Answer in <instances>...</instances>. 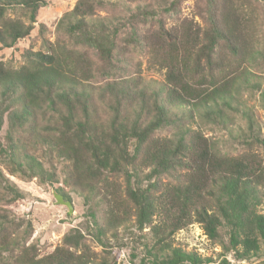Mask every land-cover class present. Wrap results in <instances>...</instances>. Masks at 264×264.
<instances>
[{
    "label": "trees",
    "instance_id": "16d2710c",
    "mask_svg": "<svg viewBox=\"0 0 264 264\" xmlns=\"http://www.w3.org/2000/svg\"><path fill=\"white\" fill-rule=\"evenodd\" d=\"M135 1L141 2L122 47L118 42L120 25L115 27L96 17L97 8L104 7L105 1L78 0L72 12L59 22L67 41L49 43L47 51L24 50V64L19 68L8 67L0 60V129L9 107L3 104L8 94L16 95L14 103H19L21 109L20 114L14 110L9 115L13 124L34 112L57 114L59 127L48 126L43 133L32 128L37 135L36 146L47 145L49 155L69 165L66 182L84 195L87 203L93 198L102 203V222L92 211L91 216L93 235L104 246L107 233L116 236L132 217L139 229L150 226L157 217L158 223L153 225L158 231L157 243L147 246L155 264H204L197 252L175 247L169 241L194 220L202 223L213 239L218 237L220 227L227 226L231 245H243L242 251L235 252L241 260L257 254L264 245V213L258 212L264 200V162L260 154H222L215 142L199 130L151 137L169 121V106L189 107L186 117L191 118L197 112L207 116L219 112L221 106L231 105L233 92L245 79L247 64L254 56L256 17L244 0H208L206 29L185 18L169 27L160 22L159 27L141 34L134 23L161 10L177 11L185 0ZM46 3L0 0V50L30 35L38 9ZM15 7L29 12L28 24L7 16V10ZM132 43L145 46L151 64L165 70L164 84L153 93L162 103L157 106L156 117L140 129V120L135 118L129 123L117 99L110 128L99 129L92 121L91 110L95 98L90 81L98 69L96 63H111ZM133 85L131 81L123 85L122 101L144 91L140 85L136 87L138 82ZM106 88L113 91L115 86ZM60 103L64 109L58 106ZM127 138L133 152L121 150ZM10 139L7 148L0 145V151L12 163V173L38 176L43 182L51 179V173L34 154L25 151L12 136ZM168 172L175 174L177 181L161 186L155 177ZM120 174L123 181L118 180ZM4 181L12 201L22 197L0 169V182ZM144 181L148 182L146 186ZM56 190L71 201L61 187ZM14 235L8 215L0 213V255L13 251L12 245L17 244ZM13 263L111 264L107 256L90 248L78 229L65 235L64 244L54 252L39 257L37 248L31 245L22 248Z\"/></svg>",
    "mask_w": 264,
    "mask_h": 264
},
{
    "label": "rangeland",
    "instance_id": "374dc122",
    "mask_svg": "<svg viewBox=\"0 0 264 264\" xmlns=\"http://www.w3.org/2000/svg\"><path fill=\"white\" fill-rule=\"evenodd\" d=\"M104 1V7L97 8L96 17L113 23L112 26L120 25L122 30L118 42L122 47L125 44L124 38L132 27L133 13L138 11L136 6L141 1ZM77 2L78 0H47V3L38 9L34 29L30 35L19 39L13 47L0 50V60L8 67L19 68L24 64L22 56L24 50L47 51L49 43H55L60 39L67 41V36L59 28V22L66 14L72 12ZM244 2L256 17L254 56L247 64L245 79L237 84L233 92L231 105L221 106L219 112L207 116H200L197 112L191 118L186 117L189 107L169 106V121L151 134L152 138L173 136L183 130H199L215 142L218 151L222 154L257 152L264 162V0H244ZM207 8L208 0H185L177 11L167 13L161 10L145 21L138 20L134 25L137 31L143 34L147 30L159 27L160 22L169 27L188 18L194 20L202 29H206L209 26L206 23ZM29 15L28 11L20 7L7 10L9 18L22 19L26 24L29 23ZM128 48L125 54L119 55L118 59L111 63L103 61L96 63L98 69L90 81L95 98L94 109L91 110L92 121L99 129L110 128V121L114 115L112 107L117 99L121 100L120 111L122 110V114L127 116L129 123H133L135 118L140 120V129L156 117L157 106L162 103V100L153 93L164 84L165 70L157 69L158 67L151 64L145 46L132 43ZM216 51H219L218 48ZM93 57L96 58V55L93 54ZM127 81L133 82L135 84L133 86L138 82L136 87L140 85L141 90L144 91L137 93L135 97L128 96L122 101L121 88ZM112 85L115 86L113 91L106 88ZM15 98L16 95L8 94L3 100V104L9 107L4 113L0 129V145L7 148L12 136L14 142L21 144L25 151H30L37 157L46 172L51 173V179L43 182L38 176L27 177L19 172L12 173V163L0 151V169L9 179V183L15 184L22 193L21 198L12 201L13 196L7 190L6 182H0V213L8 215L10 228L15 234L13 238L17 243L12 245L13 251L0 255V264H14L15 255L22 248L31 245L37 248L39 257L48 255L58 246H62L65 235L74 229L80 230L85 235V242L90 248L96 253L107 256L111 264L114 261L116 264H155L152 256L147 252V246L157 243L158 237L155 232L158 231L153 229V225L158 223V218L154 217L150 226L146 225L143 229H139L135 218L132 217L127 225L118 229L116 236L111 232L107 233L104 237L107 245H102L93 235L95 228L91 216L92 211L102 222V203L96 198L87 203L85 196L74 191V187L66 182L69 165L64 160L49 155L47 145L36 146L37 135L32 128L43 133L48 126L59 127L56 124L57 114L50 111L34 112L33 116H27L24 120L17 119L14 125L9 115L14 110L21 113L20 104L14 103ZM58 106L64 109L61 103ZM79 114L83 117L81 112ZM129 141L130 139L127 138L126 143L121 144V150L127 149L128 152H133V146ZM174 175L168 172L155 178L161 181V186H166L176 183L177 179ZM123 177V174H120L118 180L123 181ZM147 184L148 182L144 181V185ZM56 187H61L70 195L74 209L72 213H69L65 205L57 203L53 193L54 190L57 191ZM258 212L264 213V200ZM29 223L31 229L28 227ZM228 231L227 226L220 227L218 237L213 239L207 235L203 224L194 220L173 235L169 241L175 247L197 252L204 264H207L208 260L214 264H264L263 244L257 254L252 253L241 260L235 252L237 249L242 251L243 245L238 244L236 247L231 245Z\"/></svg>",
    "mask_w": 264,
    "mask_h": 264
},
{
    "label": "water",
    "instance_id": "95a60500",
    "mask_svg": "<svg viewBox=\"0 0 264 264\" xmlns=\"http://www.w3.org/2000/svg\"><path fill=\"white\" fill-rule=\"evenodd\" d=\"M53 193H54V196H55L56 201H57L58 204L65 205L68 208L69 213H72L74 211L73 204H72L71 201L66 200L61 193H59V192H57L55 190L53 191Z\"/></svg>",
    "mask_w": 264,
    "mask_h": 264
}]
</instances>
